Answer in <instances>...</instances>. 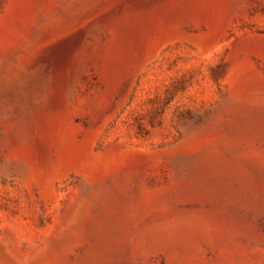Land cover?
<instances>
[{
	"label": "rangeland",
	"instance_id": "374dc122",
	"mask_svg": "<svg viewBox=\"0 0 264 264\" xmlns=\"http://www.w3.org/2000/svg\"><path fill=\"white\" fill-rule=\"evenodd\" d=\"M0 264H264V0H0Z\"/></svg>",
	"mask_w": 264,
	"mask_h": 264
}]
</instances>
